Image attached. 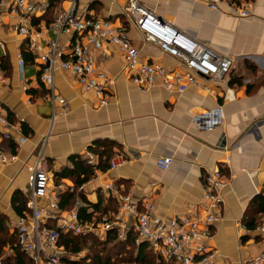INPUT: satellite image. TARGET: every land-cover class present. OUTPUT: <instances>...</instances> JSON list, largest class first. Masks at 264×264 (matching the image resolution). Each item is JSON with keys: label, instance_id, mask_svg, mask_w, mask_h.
I'll use <instances>...</instances> for the list:
<instances>
[{"label": "crops", "instance_id": "obj_1", "mask_svg": "<svg viewBox=\"0 0 264 264\" xmlns=\"http://www.w3.org/2000/svg\"><path fill=\"white\" fill-rule=\"evenodd\" d=\"M36 1L33 23L46 47L56 38L51 23L74 0ZM245 1L252 10L247 17L227 8L213 10L209 0H138L164 24L232 56L234 65L222 80L198 76L202 85H191L185 92H170L160 82L142 92L116 44L105 42L102 48L91 44L95 66L110 80V100L105 105L94 91L85 90L73 74L61 69L55 73L53 90L60 99L53 100L41 80L38 53L30 48L27 37L11 28L15 17L6 15L0 21V109L10 122V126L0 123V257L4 264H35L18 247L17 226L22 217L32 214L29 176L37 160L49 175V193L39 199L40 207L48 208L57 199L61 216L77 210L83 221L94 225L86 235L71 236L82 243L90 240L92 245L95 239L104 246L110 244V231H114L117 239L112 242L135 246V256L142 243L137 241L134 218L126 219L127 228L117 224L103 229L104 220L116 219L118 195L128 194L139 204L150 199L157 205V214L170 220L192 207L201 209L207 174L222 168L227 177L225 203L209 245L218 250L219 261L236 264L264 250L255 228L246 224L253 217L256 226L264 221V212L253 206L256 197H264V0ZM128 5L129 0H77L76 11L113 22L140 49L144 61L186 72L180 60L143 40L126 11ZM65 42L67 36L61 38V44ZM105 148L112 151L110 166L96 169ZM1 154L15 159L4 163ZM165 156L172 158L167 170L158 165ZM73 157L95 167L86 183L62 176L74 166ZM87 213H92L91 218ZM48 224L56 226L57 221L50 219ZM60 241L63 259L69 264L92 263L87 248L76 252L70 245L67 251Z\"/></svg>", "mask_w": 264, "mask_h": 264}, {"label": "built area", "instance_id": "obj_2", "mask_svg": "<svg viewBox=\"0 0 264 264\" xmlns=\"http://www.w3.org/2000/svg\"><path fill=\"white\" fill-rule=\"evenodd\" d=\"M37 5L36 0H0V21L4 22L6 15L15 17L16 21L11 28L17 34L27 37L30 48L38 53L42 64L41 80L50 89L49 96L53 100L60 99L53 90L55 73L61 69L73 74L85 90L94 91L101 104L109 102L110 95L107 90L110 80L104 71L95 66L90 55L91 44L96 48H102L105 42L116 44L130 70L132 81L142 92L149 91L157 82L170 92H185L191 85H202L198 76L222 80L229 76L234 65L232 56L221 54L207 44L164 24L143 8L138 0H129L126 11L142 31L143 40L157 45L164 53L180 60L187 68L186 72L169 69L162 62L144 61L140 49L133 44L127 33L114 27L108 19L92 18L77 12V0L72 2L67 11L55 17L51 27L56 33V38L51 39L45 47L41 43L40 32L35 29L33 23ZM209 5L213 10L227 8L240 17L252 14L250 4L245 0H209ZM63 36H67V42L62 45ZM19 59L23 67L21 54ZM60 102L64 103V100L61 99ZM0 123L10 126L1 109ZM14 159V155L1 154L4 163ZM171 163L172 158L168 156L158 159L159 167L164 170H167ZM29 178L32 190L29 204L32 214L19 220L18 247L27 253L35 264H66L63 259L64 248L59 244L61 235H86L94 225L83 221L77 210H73L68 216H61L58 213L60 206L57 199L53 200L48 208L38 205L39 199L49 193V175L40 160L30 168ZM226 186L227 177L222 168L210 170L205 179L201 209L192 207L170 220H165L157 214L154 201L144 199L139 204L133 201L132 196L119 194L116 219L113 222L104 220L103 229H112L117 224L127 228L126 219L132 217L136 220L137 241L146 243L166 264H236L233 261H219L218 250L209 245V240L215 236V227L222 219ZM50 219L57 221L56 226L48 224ZM255 232L264 244V221L255 227ZM0 264H4L1 257ZM238 264H264V250L239 261Z\"/></svg>", "mask_w": 264, "mask_h": 264}, {"label": "trees", "instance_id": "obj_3", "mask_svg": "<svg viewBox=\"0 0 264 264\" xmlns=\"http://www.w3.org/2000/svg\"><path fill=\"white\" fill-rule=\"evenodd\" d=\"M23 53L25 54L26 59L29 61H33L32 58L27 55L28 53L26 51H23ZM100 155L102 156V161L101 163L97 166L96 169L99 170H107L110 166L109 160L111 158L112 155V151L108 150L107 148H105L104 150L101 151ZM106 157V158H105ZM74 160V166L72 168H66L62 174V176H72L76 178V182L77 184H83L86 183L92 175H94L95 173V167L92 166H87L86 161H82L80 160L79 157H73ZM61 176V175H60ZM256 205L258 208V212H264V197H256L255 201L253 203V206ZM94 207L98 210L100 209V205L99 204H95ZM83 214L85 215V211H82ZM92 213H87V218H91ZM246 224L248 226L249 229H254L256 226V220L253 217L252 219H247L246 220ZM112 232L114 231H110V238H109V242L111 243L112 241H116L117 236L112 234ZM61 244H63L66 248V250L68 251L70 249V245H72L74 251L79 252L81 251L82 247L81 244L82 242L78 239V237H73V235L71 236V234H64L61 235ZM97 240L94 239L93 245H96ZM99 243V242H98ZM107 244V243H105ZM104 247H108V245H105ZM148 250V251H147ZM22 252V251H21ZM102 252V251H100ZM25 253V252H24ZM129 253V252H127ZM97 259V264H127V263H134V264H158L160 260L161 263L162 259H160L159 257H157V255L151 250L148 249V245L146 243H142L138 254L136 256H133V254L130 256H126V258L123 259H119L120 261H115V262H111V259H107L106 261L103 262V259L100 258V256L96 257ZM117 258V257H116ZM156 261H155V259ZM154 259V261H152ZM64 260L66 261L67 264H69L70 262L64 258ZM84 264V263H83Z\"/></svg>", "mask_w": 264, "mask_h": 264}, {"label": "rangeland", "instance_id": "obj_4", "mask_svg": "<svg viewBox=\"0 0 264 264\" xmlns=\"http://www.w3.org/2000/svg\"><path fill=\"white\" fill-rule=\"evenodd\" d=\"M112 25H113V22H112ZM113 26L115 27V25ZM81 247L84 250H86L87 248V251H89L87 256H91V262H92L91 264H97V260H96L97 256H100V258L103 259V262L106 261L107 259H111V262H115V261H120L123 258H126V256H129V255L131 256L132 254L133 256H135V252H136L135 246L128 247L124 243L118 244L117 242L116 243L112 242L108 244V247H104L103 244L92 245V242L90 240H87L86 242L81 244ZM123 248H124V251H122ZM154 259L152 261H154ZM81 264H83V262ZM127 264H132V263H127Z\"/></svg>", "mask_w": 264, "mask_h": 264}]
</instances>
